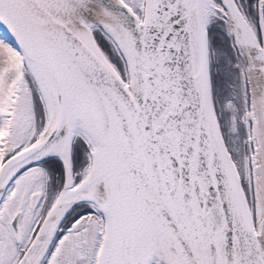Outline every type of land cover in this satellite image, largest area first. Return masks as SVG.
<instances>
[{
  "label": "snow or ice",
  "instance_id": "6c2138e0",
  "mask_svg": "<svg viewBox=\"0 0 264 264\" xmlns=\"http://www.w3.org/2000/svg\"><path fill=\"white\" fill-rule=\"evenodd\" d=\"M0 264H264V0H0Z\"/></svg>",
  "mask_w": 264,
  "mask_h": 264
}]
</instances>
